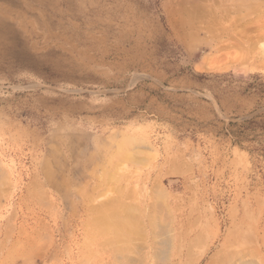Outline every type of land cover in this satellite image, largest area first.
<instances>
[{
	"label": "rangeland",
	"instance_id": "rangeland-1",
	"mask_svg": "<svg viewBox=\"0 0 264 264\" xmlns=\"http://www.w3.org/2000/svg\"><path fill=\"white\" fill-rule=\"evenodd\" d=\"M114 202L264 264V0H0V264Z\"/></svg>",
	"mask_w": 264,
	"mask_h": 264
},
{
	"label": "bare ground",
	"instance_id": "bare-ground-1",
	"mask_svg": "<svg viewBox=\"0 0 264 264\" xmlns=\"http://www.w3.org/2000/svg\"><path fill=\"white\" fill-rule=\"evenodd\" d=\"M135 212L140 214L141 221H135ZM150 216L149 213L141 214L137 208L134 210L116 202L93 209L84 222L86 229L96 233L97 239L93 238L89 245L79 246L72 243V248L67 245L68 248L65 247L63 253L60 251L64 243L62 240L58 244L53 238L47 242H38L35 248L37 260L31 264H181L183 249L180 232L173 224H165L164 221V224L152 222ZM33 246L35 245L31 244ZM4 261L6 264H18L25 263L26 260L8 250Z\"/></svg>",
	"mask_w": 264,
	"mask_h": 264
}]
</instances>
